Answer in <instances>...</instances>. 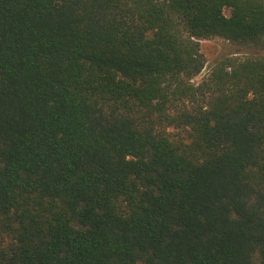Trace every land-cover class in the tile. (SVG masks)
Wrapping results in <instances>:
<instances>
[{
  "label": "trees",
  "instance_id": "trees-1",
  "mask_svg": "<svg viewBox=\"0 0 264 264\" xmlns=\"http://www.w3.org/2000/svg\"><path fill=\"white\" fill-rule=\"evenodd\" d=\"M214 38L264 0H0V264H264V53L195 83Z\"/></svg>",
  "mask_w": 264,
  "mask_h": 264
},
{
  "label": "rangeland",
  "instance_id": "rangeland-1",
  "mask_svg": "<svg viewBox=\"0 0 264 264\" xmlns=\"http://www.w3.org/2000/svg\"><path fill=\"white\" fill-rule=\"evenodd\" d=\"M226 16H230V10L225 11ZM201 49L204 54L207 65L203 73L194 79L195 83H200L204 78H206L213 65L218 60H221L225 57H240L243 58L250 54H262L257 49L252 46L242 45V44H234L223 40L221 38H214L210 40H202L201 41Z\"/></svg>",
  "mask_w": 264,
  "mask_h": 264
}]
</instances>
